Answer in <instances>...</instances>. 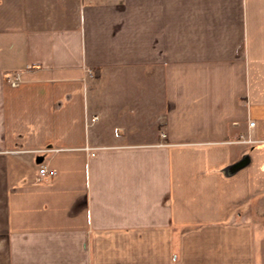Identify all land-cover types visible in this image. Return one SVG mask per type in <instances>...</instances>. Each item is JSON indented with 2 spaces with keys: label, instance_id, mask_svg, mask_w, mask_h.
Returning a JSON list of instances; mask_svg holds the SVG:
<instances>
[{
  "label": "crops",
  "instance_id": "obj_1",
  "mask_svg": "<svg viewBox=\"0 0 264 264\" xmlns=\"http://www.w3.org/2000/svg\"><path fill=\"white\" fill-rule=\"evenodd\" d=\"M0 264H264V0H0Z\"/></svg>",
  "mask_w": 264,
  "mask_h": 264
},
{
  "label": "built area",
  "instance_id": "obj_2",
  "mask_svg": "<svg viewBox=\"0 0 264 264\" xmlns=\"http://www.w3.org/2000/svg\"><path fill=\"white\" fill-rule=\"evenodd\" d=\"M18 78H19V76H15V78L13 80H11V82L13 84H15L17 82ZM92 119H97V115L92 116ZM253 124H254V122H250V125H253ZM54 173H55V170L54 169H48L44 165L39 168V175H40V177H45L47 175H52Z\"/></svg>",
  "mask_w": 264,
  "mask_h": 264
}]
</instances>
